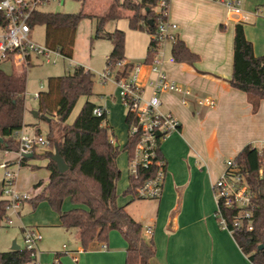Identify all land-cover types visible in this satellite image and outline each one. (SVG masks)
I'll list each match as a JSON object with an SVG mask.
<instances>
[{
    "label": "crops",
    "instance_id": "1",
    "mask_svg": "<svg viewBox=\"0 0 264 264\" xmlns=\"http://www.w3.org/2000/svg\"><path fill=\"white\" fill-rule=\"evenodd\" d=\"M226 1L169 0L168 22L177 25L175 31L177 37L192 52L198 54L200 60L194 65L167 62L164 67L165 72L170 80L187 86L198 94L214 98L218 105L214 110L198 114L193 106H183L176 96L163 94L161 96L163 108L171 111L181 124L180 130L171 134L161 144V156L167 163L163 194L156 200H134L132 196L118 200V204L126 206L129 215L143 226V237L154 243L156 256L153 264H252L233 235L220 228L215 218L217 207L213 186L223 175L225 162L234 160L246 146L264 149V101L260 103L257 112H254L247 95L234 89L229 83L233 74L235 27L239 22L244 23L245 35L253 44L255 55L264 56V8L262 11L259 9L264 0H243L241 8L247 15L246 21L233 16L225 4ZM75 2L79 3V8L64 13H78L82 10L88 15L102 16L108 11L112 0H86L84 6L81 2ZM92 5L97 7L94 9ZM83 21H87L90 25V34L95 32L94 19L85 18L80 24ZM117 29L118 27L115 30ZM78 30L79 27L73 59H71L77 66L79 62L75 58V53ZM7 62L15 63L13 60ZM29 63L32 66V57ZM24 70L17 66L12 71L22 73ZM151 77L149 67L144 65L139 73L141 83L148 87ZM107 104L108 102L106 108H108ZM27 113L25 110L23 130L29 135L39 134L38 124L31 123ZM112 122L114 123V120L108 117V126L116 134ZM114 141L118 145L117 139ZM0 151L6 152L1 149ZM45 151L39 150L36 154L41 156ZM6 154L13 155L7 160L17 168V179L18 172L22 168L31 170L39 168L34 159L45 160L47 172L43 179L39 180L38 175H28L27 179L30 183L23 186L16 185V188L27 190L28 187H34L40 181L46 182L49 179L48 158L26 157L18 164L16 151H7ZM24 159L27 161L24 162ZM117 164L120 168L118 159ZM121 173L125 178L128 175L126 185L128 188L129 169L128 173L126 169L121 170ZM1 186L2 179L0 195ZM125 188L123 186L122 189ZM32 192L33 190L27 193L32 194ZM39 207L41 206H38L36 211ZM73 207L71 202L69 204L65 202L63 209L68 211ZM52 218L53 220L45 223L48 225L44 226L61 229L73 237L75 245L70 248L69 245L64 244L63 251L52 252L54 255L52 260L43 263L68 264L64 257L71 254L73 257L81 256L76 264H126L128 245L118 231L110 233L108 243L94 242L87 251H84L78 230H66L61 227V220L56 212L50 214V219ZM147 228L153 231L151 237L145 234ZM36 230L40 232L39 227ZM22 232L24 233V229Z\"/></svg>",
    "mask_w": 264,
    "mask_h": 264
},
{
    "label": "trees",
    "instance_id": "2",
    "mask_svg": "<svg viewBox=\"0 0 264 264\" xmlns=\"http://www.w3.org/2000/svg\"><path fill=\"white\" fill-rule=\"evenodd\" d=\"M84 6L86 0H75ZM157 0H112L108 11L102 16L88 15L82 10L78 13L34 12L29 20L31 29L37 25L45 28V45L59 50L68 59H73L75 39L80 22L85 18L96 22L94 39H107L112 51L106 65L116 71V79L128 78L134 66L125 63V32L115 30L106 32L108 22L127 19L130 28L155 32L161 14L157 12ZM0 21L7 23L2 12ZM152 22V23H151ZM145 62L151 60L150 47ZM172 55L177 63L194 65L200 56L192 52L180 40L172 44ZM231 87L247 95L248 101L257 112L264 101V56L257 57L253 44L247 39L244 23L235 27L233 74L229 81ZM94 74L84 66H76L74 73L48 78L46 91L40 92L39 114L58 118L65 124L75 109L78 100L86 97L80 113L72 125L65 124L56 140L55 149L68 166L60 172L52 160L55 151L43 157L48 158L49 179L34 186L39 190L30 204L37 209L41 202H47L61 220V227L79 232L81 247L87 251L94 242L106 244L112 231H118L127 242L126 264H153L156 247L152 241L143 237V226L127 212L126 206L118 204L117 185L122 173L117 164L119 145L112 140L115 136L108 126V114L98 117L94 110L98 108L90 101L94 95ZM27 90V72L12 71L6 73L0 67V149L17 151L19 143L14 132L25 127V96ZM130 123L129 117L126 118ZM38 133L41 134L38 129ZM48 138V136H47ZM131 141L128 138L125 149L128 151ZM33 157L38 155L33 152ZM42 157V156H40ZM237 167L245 176L254 193L253 230L234 229L233 237L252 264H264V149L246 146L234 159ZM27 159H24L26 162ZM23 165H25L23 163ZM155 167L139 170V177H129V186L124 196H134L136 189L152 178ZM262 172V173H261ZM2 190V186H1ZM134 200H137L133 197ZM70 200L74 206L64 211V203ZM8 201L0 199V227L8 216ZM32 261L26 249L1 252L0 264H29ZM51 264H62L53 262Z\"/></svg>",
    "mask_w": 264,
    "mask_h": 264
},
{
    "label": "built area",
    "instance_id": "3",
    "mask_svg": "<svg viewBox=\"0 0 264 264\" xmlns=\"http://www.w3.org/2000/svg\"><path fill=\"white\" fill-rule=\"evenodd\" d=\"M50 0H0V12L3 13L7 23L0 21V64L13 60L18 66L29 64V59L36 56L49 65H56L58 59L71 60L63 56L59 50L36 44L31 39L32 29L29 24L31 15L40 11V8ZM56 1V0H54ZM59 1V0H58ZM157 12L161 14L155 32L151 35L150 47L151 60L134 66L128 78L116 79L113 77L114 70L109 66L106 71L99 74L102 82L113 81L119 88L122 103L127 108L128 138L131 141L128 149L129 175L134 179L139 177V170L156 168L152 178L138 187L134 193L137 200H156L163 194V187L167 175V163L161 156L160 148L171 134L180 130L181 124L176 116L163 108L161 96L170 94L176 96L183 106H193L196 113L201 114L217 108V101L207 95L198 94L193 89L180 85L170 80L165 72L167 62L174 64L176 60L172 55L165 59V47L168 42L171 46L178 37L175 33L177 25L167 20L169 0H157ZM243 0H227L229 11L233 16L247 20V15L241 8ZM122 61L117 66H122ZM146 65L150 69L152 77L148 87L139 79L141 68ZM40 92L36 94L39 99ZM107 111L98 107L94 114L103 116ZM14 138L19 143L16 151L18 164L26 155L39 150H47L50 141L42 134L29 135L23 129L14 132ZM7 153V151H6ZM1 167L4 169L2 179V194L8 201L7 210H16L24 201L31 198L28 193L20 194L16 190V170L10 161L3 160ZM262 173V172H261ZM214 200L217 210L215 218L222 230L232 235L236 228L253 230V210L255 195L251 191L245 176L237 167L235 160L225 162L223 175L213 186ZM9 225L12 220L7 217ZM145 234L153 235L151 228H147ZM25 248L30 252L32 261L29 264H38V244L42 241L41 233L36 229H24ZM66 248V246H64ZM78 262V257H73Z\"/></svg>",
    "mask_w": 264,
    "mask_h": 264
},
{
    "label": "rangeland",
    "instance_id": "4",
    "mask_svg": "<svg viewBox=\"0 0 264 264\" xmlns=\"http://www.w3.org/2000/svg\"><path fill=\"white\" fill-rule=\"evenodd\" d=\"M122 1V0H120ZM79 8V3H76L72 0H50L47 4L40 8L42 12H54V13H64L73 11V8ZM97 5H92V8L95 9ZM264 8L263 5L259 7L262 11ZM87 9V8H85ZM96 27V26H94ZM116 27L118 30H122L125 32L126 41H125V58L132 65H140L145 62V59L148 55V48L151 42V36L141 30H135L130 28L127 19H120L118 21H114L113 23L108 22L105 26L106 31H115ZM95 31V28H93ZM94 33V34H93ZM90 34V25L87 21H83L78 30V40L76 42V53L75 58L79 62L78 65L84 66L89 69L94 74V95L90 98V101L96 105H103L104 109L108 113L109 119L114 120V126L116 130L114 140L117 139V143L119 145V156L118 162H120V170H127L128 173V152L125 149L126 144L128 142V124L126 122L127 117V108L122 103L120 99V91L116 83L113 81L102 82L100 80L99 74L103 73L108 69L106 65V60L110 55V51L112 48V44L107 39H94L95 32ZM31 39L40 46H45V28L44 26L37 25L32 29ZM171 44L167 43L165 47V59H169L172 56L171 52ZM18 65L13 62L3 63L1 68L6 73H11L14 67L16 68ZM77 65H75L71 60L58 59L56 65H49L43 62L42 59H37L36 56L32 57V66L30 63L28 66L19 65L20 68L25 69L27 72V90L25 96V106L27 110L28 120L31 123L38 124V129L41 134L45 137L48 136L50 141V147L47 149L43 156L48 152L55 151V142L60 137V132L62 127L65 124L72 125L80 113L83 105L87 101L86 97H81L75 109L73 110L71 116L65 124L59 122L58 118L47 116L44 117L43 114H39L40 103L36 98V94L39 92H43L47 90L48 87V78L50 77H59L70 75L74 73V70ZM116 76V71L113 72V77ZM106 102H108V108H106ZM35 113H38L39 116L36 118ZM48 119L50 121H48ZM112 138V139H113ZM41 155V156H42ZM42 156V157H43ZM8 157H13V155L6 154L5 151H0V164L3 160H6ZM40 155L36 158H42ZM36 161V166L39 168L36 170H31L30 168H22L18 172V179H16V185H27L30 183V180L27 179L28 175L39 176V180L43 179L42 177L47 172L45 168V160L44 159H34ZM13 170H17L16 167L12 168ZM4 170L0 167V181L4 177ZM17 173V171H16ZM38 180V181H39ZM128 183V175H123L118 182L117 185V194L118 200L127 199L131 197V195L124 196V191L126 190V185ZM124 186L125 189H122ZM32 188V189H31ZM31 188L28 187L27 190H21L16 188V190L20 194H25L33 190L31 198L27 201H24L22 207H18L16 210H11L8 212V218L12 220V225L8 224V221L5 220L0 227V251L1 252H9L12 250L14 242L20 246L21 249L25 248L24 236L22 229H31L36 228L39 230L43 236V241L38 244V255L37 262L38 264H46L43 261L52 260L53 254L52 252L63 251V245H69L70 248H73L75 245V241L73 237L67 235L64 231L54 227H48L44 225H48L50 219V214L54 213L47 202H41L38 206L39 210L33 208L30 204V201L34 197V195L39 191L35 190L33 186ZM0 199H6L4 195H0ZM67 204L70 203V200L66 201ZM81 256H78L80 258ZM65 262L68 264H76L71 254H67L65 257ZM52 262V261H51ZM50 263V262H47Z\"/></svg>",
    "mask_w": 264,
    "mask_h": 264
},
{
    "label": "water",
    "instance_id": "5",
    "mask_svg": "<svg viewBox=\"0 0 264 264\" xmlns=\"http://www.w3.org/2000/svg\"><path fill=\"white\" fill-rule=\"evenodd\" d=\"M34 115H35L36 118L39 116L38 113H35ZM48 121H50V120L48 119ZM1 141L2 140L0 139V142ZM26 157L27 158H32L33 155L32 154H28V155H26ZM52 160L57 164L58 169H59L60 172L64 173V172H66L68 170L67 164L65 163V161L63 160V158L61 157V155L59 154L57 149H55V154L52 157ZM17 250H20V246L17 245L16 242H14L13 247H12V251H17Z\"/></svg>",
    "mask_w": 264,
    "mask_h": 264
}]
</instances>
